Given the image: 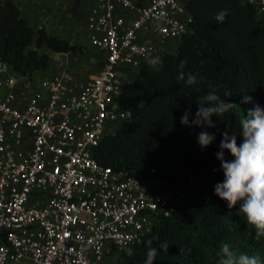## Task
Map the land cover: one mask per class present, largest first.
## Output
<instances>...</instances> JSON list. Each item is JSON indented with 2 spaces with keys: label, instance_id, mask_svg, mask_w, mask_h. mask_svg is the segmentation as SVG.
<instances>
[{
  "label": "built area",
  "instance_id": "built-area-1",
  "mask_svg": "<svg viewBox=\"0 0 264 264\" xmlns=\"http://www.w3.org/2000/svg\"><path fill=\"white\" fill-rule=\"evenodd\" d=\"M190 1L97 0L89 41L105 63L80 87L64 70L35 80L0 61V264H118L125 250L151 239L157 215L190 200L179 187H150L155 168L134 177L93 156L129 119L116 102L118 67L160 56L139 41L142 33L163 40L190 33ZM237 1L264 20V0ZM33 82L39 90L28 96Z\"/></svg>",
  "mask_w": 264,
  "mask_h": 264
},
{
  "label": "trees",
  "instance_id": "trees-1",
  "mask_svg": "<svg viewBox=\"0 0 264 264\" xmlns=\"http://www.w3.org/2000/svg\"><path fill=\"white\" fill-rule=\"evenodd\" d=\"M187 9L190 33L180 39L175 55L159 56L158 70L148 61L142 62L138 78L122 84L116 102L128 114V124L104 137L93 156L101 167L134 177L157 169L167 157L176 168L189 167L187 176L198 183L209 181V198H191L168 216H156L151 239L159 253L154 264H219L217 253L223 243L237 255L255 256L264 264V237L257 240L255 229L237 214L239 209L230 210L214 191L224 180L217 158L224 133L231 136L235 132L238 144L242 143L239 120L244 111L255 104L264 108V20L237 0H192ZM224 10L225 22L219 23L215 17ZM33 36L34 30L20 17L14 3L0 2V61L28 78L48 71L50 57L38 53L42 46L56 54L69 50L68 42L50 37L43 28L36 31L35 49H31ZM181 62H185L184 80L178 79ZM189 73L197 83H186ZM213 90L241 108L213 116L214 128L182 125L181 117L189 107L191 121L199 107L197 101ZM225 91L231 97H225ZM245 96L253 102L242 103ZM203 131L215 137L206 149L198 142ZM225 156L233 159L229 152ZM207 168L211 169L208 175L199 174ZM179 174L178 170H159L152 178L173 182ZM145 242L125 250L118 264H144ZM165 243L166 251L160 247ZM129 249L131 256L127 255Z\"/></svg>",
  "mask_w": 264,
  "mask_h": 264
},
{
  "label": "clouds",
  "instance_id": "clouds-1",
  "mask_svg": "<svg viewBox=\"0 0 264 264\" xmlns=\"http://www.w3.org/2000/svg\"><path fill=\"white\" fill-rule=\"evenodd\" d=\"M227 11L219 12L215 19L219 23H224ZM149 65L158 70L161 64L159 57L148 60ZM185 62L180 64L178 79L184 80L183 71ZM186 83L189 85L197 83L196 77L189 73ZM225 97H231L229 91L224 92ZM228 100V99H227ZM222 99L215 90L209 92L206 96L198 100V110L195 118L190 121L191 107L189 111L181 117V123L185 126H195L204 128H214L216 125L212 122V117H220L223 114L241 108L239 105L227 102ZM250 96H245L242 103H252ZM240 118V133L243 137L242 143L237 142V134L229 136L224 133V139L221 141V150L217 153V158L221 162L224 174L223 182L215 185V194L227 203L228 208L239 211L242 214L247 225L255 229L256 239L264 237V108L255 104L253 108L244 111ZM215 140V137L207 131L199 134L198 142L202 148H208ZM229 152L233 159L229 160L225 156ZM147 253L144 264H154L159 249L154 246L153 240H146ZM165 251L168 245L160 246ZM183 252V249H181ZM132 250L129 249L127 255L131 256ZM219 264H259L258 258L247 254L237 255L228 243H223L217 253Z\"/></svg>",
  "mask_w": 264,
  "mask_h": 264
},
{
  "label": "crops",
  "instance_id": "crops-1",
  "mask_svg": "<svg viewBox=\"0 0 264 264\" xmlns=\"http://www.w3.org/2000/svg\"><path fill=\"white\" fill-rule=\"evenodd\" d=\"M6 0H0V2ZM14 3L20 12V17L26 21L28 26L34 30V36L30 44L31 49H35L36 31L43 28L45 32L53 38L61 39L69 44L67 53H52L46 46L38 49L40 55L50 57V66L46 74H54L61 70L70 73L73 76L77 87L83 86L87 82L94 80L105 63V52L94 48L89 41L90 31L88 27V17L92 9L96 6L97 0H7ZM153 25H151L152 27ZM139 41L141 43L152 44L156 46L162 54L175 55L180 45V39L163 40L152 30L142 33ZM82 53V54H80ZM37 74L34 75L36 80ZM117 81L131 83L138 78V68L121 65L116 72ZM18 87L23 86L19 83ZM39 90V86L33 82L28 87V96ZM119 122L118 129L126 128ZM121 126V127H120ZM178 170L179 176L173 182L152 179L150 187L159 189L164 186L179 187L182 192L191 198H209V191L197 183L192 185L189 182L187 172L190 170L187 166L174 167L173 164L164 158V162L157 168V171ZM207 168L199 174L210 173ZM193 196V197H192ZM156 225V221L154 223Z\"/></svg>",
  "mask_w": 264,
  "mask_h": 264
},
{
  "label": "rangeland",
  "instance_id": "rangeland-1",
  "mask_svg": "<svg viewBox=\"0 0 264 264\" xmlns=\"http://www.w3.org/2000/svg\"><path fill=\"white\" fill-rule=\"evenodd\" d=\"M80 54H82V53H80ZM127 122H128V121L124 122V123H123V124H121V125H123V126H124V125H126V124H127ZM119 125H120V124H119ZM118 127H119V126H118ZM120 127H121V126H120ZM208 174H209V173H204L203 175H208ZM192 197H193V196H192Z\"/></svg>",
  "mask_w": 264,
  "mask_h": 264
}]
</instances>
